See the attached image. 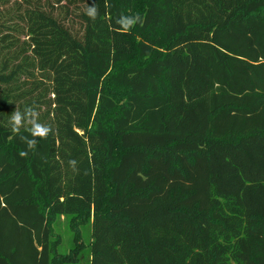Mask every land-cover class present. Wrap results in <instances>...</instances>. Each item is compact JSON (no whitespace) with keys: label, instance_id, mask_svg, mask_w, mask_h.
Masks as SVG:
<instances>
[{"label":"trees","instance_id":"1","mask_svg":"<svg viewBox=\"0 0 264 264\" xmlns=\"http://www.w3.org/2000/svg\"><path fill=\"white\" fill-rule=\"evenodd\" d=\"M0 264H264V0H0Z\"/></svg>","mask_w":264,"mask_h":264},{"label":"clouds","instance_id":"2","mask_svg":"<svg viewBox=\"0 0 264 264\" xmlns=\"http://www.w3.org/2000/svg\"><path fill=\"white\" fill-rule=\"evenodd\" d=\"M86 14L91 20H95L99 14V10L95 5H92L87 8ZM139 20V15H121L117 23L124 30H130ZM38 115V112H36L33 107L26 106L23 111L14 110L9 117V126L13 133L19 135L21 128H25L29 133L31 138H29V136L20 135V139L26 143L28 149H34L38 143L37 138L46 139L52 131L49 126L39 122ZM19 155L21 157H26L28 152L21 151ZM70 164L74 167L76 161H70Z\"/></svg>","mask_w":264,"mask_h":264},{"label":"rangeland","instance_id":"3","mask_svg":"<svg viewBox=\"0 0 264 264\" xmlns=\"http://www.w3.org/2000/svg\"><path fill=\"white\" fill-rule=\"evenodd\" d=\"M60 230L62 231V233L66 232V224H65V222H62V225L60 226Z\"/></svg>","mask_w":264,"mask_h":264}]
</instances>
